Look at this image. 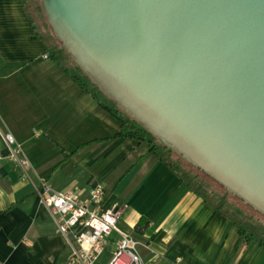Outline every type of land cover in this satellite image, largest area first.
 Listing matches in <instances>:
<instances>
[{"label": "crops", "instance_id": "1", "mask_svg": "<svg viewBox=\"0 0 264 264\" xmlns=\"http://www.w3.org/2000/svg\"><path fill=\"white\" fill-rule=\"evenodd\" d=\"M29 2L0 0V131L21 145L34 177L84 197L103 186L104 206L120 210L119 225L139 242L145 264H264V247L247 243L167 165L159 146L173 147L115 137L121 122L51 57L61 47L41 32ZM117 238L107 239L97 264L110 262ZM68 259L54 219L0 134V264Z\"/></svg>", "mask_w": 264, "mask_h": 264}, {"label": "water", "instance_id": "2", "mask_svg": "<svg viewBox=\"0 0 264 264\" xmlns=\"http://www.w3.org/2000/svg\"><path fill=\"white\" fill-rule=\"evenodd\" d=\"M42 3L91 79L264 214V0Z\"/></svg>", "mask_w": 264, "mask_h": 264}, {"label": "built area", "instance_id": "3", "mask_svg": "<svg viewBox=\"0 0 264 264\" xmlns=\"http://www.w3.org/2000/svg\"><path fill=\"white\" fill-rule=\"evenodd\" d=\"M0 134L8 148V159L31 184L64 238L69 249L68 264H97L112 234L118 238L108 264H145L137 251L139 242L119 225L120 210L104 206L103 186H96L85 197L75 191L56 190L49 181L34 177L33 165L14 136L9 132Z\"/></svg>", "mask_w": 264, "mask_h": 264}, {"label": "trees", "instance_id": "4", "mask_svg": "<svg viewBox=\"0 0 264 264\" xmlns=\"http://www.w3.org/2000/svg\"><path fill=\"white\" fill-rule=\"evenodd\" d=\"M43 8V4H42ZM41 6H35V10L38 14L44 10ZM52 29V28H51ZM53 31V30H52ZM54 33V32H53ZM55 35V34H54ZM56 37V35H55ZM58 40V38L56 37ZM59 41V40H58ZM61 49H52L51 57L59 62V64L64 67V70L68 72L74 80L85 90L88 91L100 104V106L109 112L114 118L121 122L120 132L115 137H128L132 139H137L139 141H149L150 143H156L160 140L151 130H149L143 123L138 121L133 115H131L127 110H125L118 102H116L109 94H107L91 77L83 70V68L75 61V59L69 54L63 44ZM161 147V155L168 166L178 175H180L186 182L187 186L196 195L200 196L205 202L210 204L217 212L222 213L224 216L228 217L235 225L238 227L240 237L246 240L247 243L251 241H256L264 247V229L253 226L250 222L249 216L239 207H234L227 205L228 208H223V201L219 204H214L203 191L202 184L197 181V179L191 178L188 173L183 171L182 163L179 158H173V155L169 153L177 152L181 157H186L180 154L176 150H168L167 146ZM168 152V153H167ZM195 168L201 170L206 176L211 178L213 181L218 183L220 186L225 188L226 192L238 198L243 204L248 207L253 208L257 212H261L254 208L251 204L247 203L243 198L235 195L233 192L228 190L223 184L213 178L211 175L206 173L200 167L196 166L193 162H190ZM263 214V212H261Z\"/></svg>", "mask_w": 264, "mask_h": 264}, {"label": "rangeland", "instance_id": "5", "mask_svg": "<svg viewBox=\"0 0 264 264\" xmlns=\"http://www.w3.org/2000/svg\"><path fill=\"white\" fill-rule=\"evenodd\" d=\"M42 0H30L28 4L29 12L33 15L36 24L40 28L41 32L45 36H51V39L58 46H62L59 41L56 39L51 26L49 25V20L45 14V11L42 10L40 14L35 10V6H41L42 8ZM43 9V8H42ZM47 31V32H46ZM177 151V150H176ZM173 155L174 160L179 158L182 163L183 171L188 173L191 178L197 179L200 184H202V189L207 194V197L214 203L219 204L223 201V208H228L227 205H231L234 207L241 208L249 217L250 222H252L253 226L264 229V214L261 212L255 211L253 208L246 206L243 204L238 198H235L234 195L226 192L225 188L220 186L218 183L213 181L211 178L206 176L201 170L195 168L189 161L185 158L181 157L177 152L169 153ZM181 154V153H180Z\"/></svg>", "mask_w": 264, "mask_h": 264}]
</instances>
